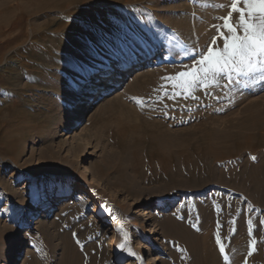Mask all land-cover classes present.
I'll list each match as a JSON object with an SVG mask.
<instances>
[{
	"label": "rangeland",
	"instance_id": "obj_1",
	"mask_svg": "<svg viewBox=\"0 0 264 264\" xmlns=\"http://www.w3.org/2000/svg\"><path fill=\"white\" fill-rule=\"evenodd\" d=\"M47 2L0 0V264H202L190 245L201 234L223 243V255L218 244L212 248L215 261L256 264L264 255V214L251 222L258 212L248 201L250 216L238 213L243 197L232 188L250 193L248 171L219 161L241 133L259 134L251 126L264 123V81L176 86L217 36L231 0ZM148 52L151 67L119 79L100 103L84 98L65 130L81 93L102 86L100 75ZM262 148L250 153L264 156ZM93 176L98 193L90 192ZM54 179L68 188L64 205L52 210L58 196L39 197ZM221 182L231 188L206 186ZM135 209L149 211L154 234ZM237 220L261 227L245 243V260L230 250ZM143 247L148 255L140 260Z\"/></svg>",
	"mask_w": 264,
	"mask_h": 264
},
{
	"label": "bare ground",
	"instance_id": "obj_2",
	"mask_svg": "<svg viewBox=\"0 0 264 264\" xmlns=\"http://www.w3.org/2000/svg\"><path fill=\"white\" fill-rule=\"evenodd\" d=\"M40 1L42 2V0H40ZM53 1H55V0H53ZM32 2H33V0H32ZM48 2H49V0H48ZM34 4H38V3H34ZM54 4H57V3H54ZM58 4H59V2H58ZM29 5H30V3H29ZM22 7H23V5L21 6V8ZM28 7L29 6L27 5V8ZM31 7H33V6H30V8ZM30 8H28V9H30ZM54 8H56L55 5H53L51 3V6H49L48 9L51 10V9H54ZM43 9L44 8L39 9V10H42V12H44ZM21 12H24V11L22 10ZM154 56L155 55H154L153 52H148L147 54L144 55V57H142L140 59H137L135 61L129 62L128 64H126L124 66H121L119 69H116L115 67H109L105 74L100 75V78H101L100 82H103L102 86L100 88L98 87L96 90L90 89L91 91H93L91 93V95H89L86 91L82 92L80 97H79V99L74 103V105L71 108V110L69 111L68 117L66 118V121L64 123L65 130H70L71 127L75 124V122L79 119V116L83 112L82 110H83L84 98L90 97V98L96 100L97 103H100V102L104 101L109 96V94H110L109 92L111 90L112 85L118 86L120 84L118 82V80L120 79V81L122 82L123 79H124V76H127L129 78L131 77V79H132L135 76V74L138 75V74H140V72L142 70L151 67L153 65L152 58ZM243 126H245V125H243ZM251 127H252L253 131H260L259 134H258L259 136L258 135L257 136H253V134H252V136H251L252 138H251L250 136H244L241 133V136H239L238 139H237L239 141L237 142V145L235 146V149L233 148V150H231L232 149L231 148L230 152H228V156H226V158L223 157L224 159L220 160L219 162L222 163L223 165L229 164V163L232 162V163L236 164V165L232 164V166L243 167L244 169H247L248 173H246V175H245L246 178H244V179H246V183L248 184L247 186L245 185L247 187L246 189H248V190L251 189L250 193H246L245 190H244L245 192H243L242 190L238 191V190H236L237 188L236 189L232 188V189L237 191V193H238L237 195L238 196H242L243 197V200L240 202V204L242 205V203H243V205H242L241 209H239V212H238L239 214H243L244 213V214H246L247 217L250 216V211L244 205L246 201H248L250 203H253L257 207L260 206L258 208L254 207V210L256 209L258 213H253V214L251 213V215H253V216H250V217L253 218V219L251 218V222H252V220L254 221V219L257 216H261L262 214H264V209H263L264 206H261L262 203H260L261 200H264V156H263L262 153H260V156H258V158H257L256 155L254 156L252 153H250L251 150H253L255 147H258V146L263 147L262 150H264V123L263 124H259V125L255 124V125H253ZM252 129H248V130H252ZM255 140H256L257 144H254ZM240 149H242V150H240ZM236 150H237V152H236ZM241 151H245L246 153L249 154L248 156H250V157L240 156V152ZM164 152H166V151H164ZM238 156H239L240 159H238L237 161H239V162L236 163V162H234L235 161L234 159L236 157H238ZM253 157H255V159H253ZM232 166H230V170H231ZM82 168L84 170H83V172L81 174L84 177L88 176L90 174L89 168L88 167H82ZM226 172H227V170H226ZM243 183H245V182H243ZM96 184H97V178L93 176L91 178V182H90V185H91L90 192L91 193H95V192L98 193V190H99L100 187H97ZM211 185H219V186H222V187L224 186V187L231 188L230 186H226V185L222 184V182H221V184H213L212 183V184H209V185H206V186H211ZM67 186H68V183H66L64 180H62V179H54V180L50 181L47 184V190L48 191H46L43 195L41 194L42 196L39 197L40 198L39 200H43L44 201L46 199H49L53 195L54 196L57 195L58 196L57 199L54 202H52V204L50 206L52 208V210L56 209L60 205H64L63 204V202L65 201L64 196L66 195V192H65L64 189H65V187L68 188ZM242 189H243V187H242ZM56 190H59L58 192L61 193V194H56ZM60 190H62V191H60ZM248 190H247V192H248ZM229 198H231V197L223 196L222 197L223 202H224V200L226 202L229 201L228 200ZM48 201H50V200H48ZM172 201H174V200H171V202L168 204V206H171V204H173ZM161 206L162 207H166L167 204L163 203V204H161ZM36 213H37V210L34 209V210L31 211L30 215L33 217V216L36 215ZM135 215L142 218L141 225L143 227H145L146 232L148 234L152 235V234L155 233V231L152 230L151 226H148L149 223L151 222L149 211L145 210L142 213H140L138 209H135ZM241 224H242V221L241 220H237V222L235 224V230H234L236 234L235 233L232 234V239L233 238H235V239H234V241L232 243V247L231 248L229 247L230 250H232L236 254V257H237L236 260H238V259L245 260L246 259V256H245L244 252H242V251L245 248L244 246H246L245 243L250 239V234L249 233H251V235L255 234L257 236L260 233V230H261V227L250 228L248 224L247 225H243V226H241ZM247 226H248V232H247ZM243 227H246V230H245V233L243 235H241L242 233H239V230L242 229ZM199 230L200 231H204V225L203 224L199 225ZM187 231L184 230V232L187 233L186 235L188 236V232ZM191 236H190V233H189L188 237L190 238ZM190 239L192 240L190 242V245L193 246V248H196V250H198V252L201 253L200 257H201V260L203 262L202 264H224L223 260L222 261L220 260L221 262L214 260V253L212 252V248L217 245L216 238H211L209 236L201 234V235H194L193 238H190ZM15 240L16 241H21V238L17 236L15 238ZM187 242L189 243V241H187ZM19 249H20V247L15 245V246L10 248V252L13 254V253L19 251ZM138 254H139L138 258L140 260L141 259H145L147 257V255H148L145 247L141 248V250L139 251ZM155 261L156 260H153L152 263L154 264ZM230 264H236V263L232 262ZM256 264H264V255L260 256L258 261L256 260Z\"/></svg>",
	"mask_w": 264,
	"mask_h": 264
},
{
	"label": "snow or ice",
	"instance_id": "obj_3",
	"mask_svg": "<svg viewBox=\"0 0 264 264\" xmlns=\"http://www.w3.org/2000/svg\"><path fill=\"white\" fill-rule=\"evenodd\" d=\"M222 20L217 36L203 52L195 54L199 56L195 65H186V70L178 74L176 86L195 89L207 86L209 80L219 85L221 78L227 82L226 87L241 83V77L264 81V0H231L228 15ZM216 243L223 255V243L219 239ZM119 247L123 250L125 245ZM128 254L135 255L131 251Z\"/></svg>",
	"mask_w": 264,
	"mask_h": 264
}]
</instances>
